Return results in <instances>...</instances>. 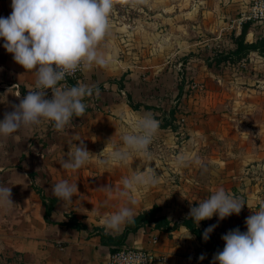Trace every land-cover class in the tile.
Returning <instances> with one entry per match:
<instances>
[{
  "label": "crops",
  "instance_id": "1",
  "mask_svg": "<svg viewBox=\"0 0 264 264\" xmlns=\"http://www.w3.org/2000/svg\"><path fill=\"white\" fill-rule=\"evenodd\" d=\"M231 2L114 0L109 30L97 46L107 65L82 70L70 85L84 84L93 89L92 95L83 99L87 105L84 115L74 117L63 131L42 120L38 126L0 136V186L11 188L14 203L7 208L0 206V264H107L110 251L100 243L98 229L114 236L124 225L118 232L108 231L101 224L103 218L121 207L132 208L136 215L152 205L160 207L161 199L169 202L177 195H191L193 187L219 188L235 179L231 172L239 171L240 162L255 155L245 153V160H241L240 147L249 136L246 125L264 123V98L256 97L253 85L244 82L247 73L241 72L243 69L233 67L230 77L224 75L223 79L218 69L189 54L204 41L195 40L201 36H212L217 43L224 40L221 12L223 5ZM11 12V0H0V17L7 18ZM253 36L248 33L246 41H252ZM3 43L0 38V121L35 89L36 81L35 71H25ZM205 56L210 58L209 53ZM245 58L248 67L264 60L255 52ZM179 61L183 64L178 67ZM192 76L206 81L203 92L189 91ZM127 95L139 104L137 110L128 105ZM46 98H52L51 90H47ZM181 111L183 115H177ZM144 116L155 118L159 124L169 118L173 127L159 126L150 145L153 161L131 153L125 163H98L96 156L106 157L124 147L122 135L132 131ZM179 122L184 125L178 127ZM241 125L245 128L242 132ZM176 129L185 135L180 147L175 142ZM81 142L96 156L75 172L65 170L61 162ZM178 156L184 157L183 164L177 163ZM148 167L162 172L157 173L159 182L137 186L128 197L121 196L123 179L135 171L147 172ZM64 180L77 184L71 203L52 194V186ZM35 189L55 199L50 222L43 218L44 208ZM69 215L86 228L60 226ZM186 232L181 226L171 232L145 227L129 234L125 246L162 254L166 264H212L214 255L201 248L194 237L183 238ZM152 237L155 243L150 242Z\"/></svg>",
  "mask_w": 264,
  "mask_h": 264
},
{
  "label": "clouds",
  "instance_id": "2",
  "mask_svg": "<svg viewBox=\"0 0 264 264\" xmlns=\"http://www.w3.org/2000/svg\"><path fill=\"white\" fill-rule=\"evenodd\" d=\"M113 6L114 0H11L10 16L0 17V38L4 41V49L12 54L17 64L25 71H35L36 81L35 89L28 91L13 111L5 113L0 121V136L9 137L21 128L38 126L42 120L50 121L56 131H63L74 117L84 115L87 105L83 99L92 95L93 89L84 84L63 90L57 86L78 70L107 65L97 46L109 30ZM47 90L52 92L51 99L46 98ZM158 129V120L144 116L132 131L122 135L123 148L101 157L89 152L81 142L69 152L61 167L75 172L94 156L101 165H115L127 162L131 153L147 157L151 162L150 145ZM177 163L183 164L184 157L178 156ZM148 169L147 172L133 171L130 178H124V190L120 195L128 197L129 191H134L137 186L157 184L159 176L153 168ZM77 191V184H69L67 180L52 186V194L66 203L72 202ZM11 195V188L0 186V206L13 205ZM244 205L241 199L220 188L198 206L191 207L188 218L198 227L201 221L214 215L219 220L239 215ZM134 220L132 208L121 207L118 212L103 218L101 224L108 231L118 232ZM245 224L246 232L236 228L222 236L225 246L214 254L212 264H264V207L246 218ZM216 226L205 229V241ZM183 238H193L190 229ZM204 258L203 255L199 257L200 260Z\"/></svg>",
  "mask_w": 264,
  "mask_h": 264
},
{
  "label": "rangeland",
  "instance_id": "3",
  "mask_svg": "<svg viewBox=\"0 0 264 264\" xmlns=\"http://www.w3.org/2000/svg\"><path fill=\"white\" fill-rule=\"evenodd\" d=\"M251 2V0H233V2L223 5V11L221 12L223 14V22L224 27H227L228 22L233 19L235 16H237L238 12L240 10L245 9L247 5ZM228 31H222L221 38L224 39L220 43H217V41H213L212 36H201L195 40L202 41L201 39H204V41L195 45L194 49L192 50V53H189L191 58L196 55V57L200 60H203L202 62L207 64L206 62V54L213 53V49L216 48L217 45L224 46L225 43L228 40L227 39ZM223 36V37H222ZM254 37V36H253ZM208 42V43H207ZM217 43V44H215ZM202 46V48H201ZM201 48V49H200ZM214 56V55H213ZM211 57V56H210ZM262 57V56H261ZM264 59V57H262ZM246 59V58H243ZM256 60V59H255ZM257 60H259L257 58ZM183 61L178 62V67L181 65ZM183 64V63H182ZM237 64V63H236ZM236 64L232 66L236 67ZM207 66V65H206ZM210 67V66H209ZM194 69L196 67H193ZM217 69V68H216ZM230 68H221L218 69V73H220L221 77L224 79L226 77H230L228 75ZM246 75L245 83L253 85V89L255 90L254 95L260 99L264 98V60H260L258 62H252L249 67L246 66L243 71ZM198 73L201 72V70H197ZM254 74V75H253ZM257 80V82H255ZM191 81H197L201 82L202 84H205V80L200 81L198 77L192 76L191 79H189V82ZM255 85L258 86V88H255ZM245 86V85H244ZM250 85H248L249 88H251ZM247 87V86H246ZM261 88V89H260ZM205 89V86H204ZM258 93H257V92ZM227 106V103H226ZM230 106V105H229ZM177 115H183V111L178 112ZM183 122H179L177 125L178 127H182ZM249 127L248 134L249 136L246 137V140H244V143H242L243 147H240V159H244V154H255L248 158V161L240 162V170L239 171H232L231 173L234 174L233 176L235 179L227 180L225 181L224 187H207V188H191L189 191L191 195L185 194V199L181 195H177L174 197V201H167V199H164L160 202V208L161 213L165 215L169 220L172 222L179 221L183 216L187 215L190 212V208L194 206H198L199 202H202L203 200L209 198L216 190L223 188L227 193L233 194L239 199L242 200V202L245 204L242 207L241 212L239 215L233 214L224 220H219L216 215H214L211 219L204 220L199 226L205 230L211 225H217L213 232L211 233L221 248L223 249L225 246V242L222 240V236L228 233L230 230L239 228L241 232H246L247 227L245 224L246 218H248L250 215L255 213L259 210L260 207H264V154H258L260 152H264V135H261L264 133V123H261L260 121H256L254 123H249L246 125ZM245 128L241 125V132ZM176 139L175 142L178 147L181 146L182 142L185 139V135L183 134L182 129H176ZM246 132V130H245ZM260 132V134L258 133ZM230 144V142H228ZM230 145L229 148L230 149ZM261 148V149H259ZM249 155V156H250ZM154 169V168H153ZM156 174H160L162 172H157L155 170Z\"/></svg>",
  "mask_w": 264,
  "mask_h": 264
},
{
  "label": "trees",
  "instance_id": "4",
  "mask_svg": "<svg viewBox=\"0 0 264 264\" xmlns=\"http://www.w3.org/2000/svg\"><path fill=\"white\" fill-rule=\"evenodd\" d=\"M248 33H252L254 35L252 41L250 42L246 41V36ZM227 39L230 41V48L227 49L223 48L224 46H221L223 48L221 53L215 54L210 58H206V65L208 67L210 66L215 69L226 67L231 69L234 64L247 57V55L251 52H255L259 56L264 57V28L258 26L251 27L248 23H246L242 26L240 32L237 35L230 34L227 36ZM70 85H72V83H70ZM133 101L134 100H132L131 97L127 95L128 105L131 107V109L137 110L139 104L134 103ZM172 115L173 111H170L168 117L171 118ZM169 118L164 119L162 123L159 124V126L162 128L167 126L173 128L169 122ZM35 191L39 194L44 208L43 218L45 222H50L49 218L55 204V199L44 197L38 189H35ZM188 214L179 219L178 222H172L164 215H161V209L159 206L152 205L151 208L137 213L135 215L134 222L125 224L123 226L122 232L118 235L113 236L103 232L102 229H98L100 243L107 247L110 253H112L124 247L127 236L137 232L141 228L152 227L153 229L163 232H171L177 227L181 226L186 230L190 229L195 241L206 252L214 255L217 252L222 251L223 249L212 234H210V237L207 241L203 239V233L205 230H203L200 226H195L191 219L188 218ZM202 222L204 221H201L199 225ZM59 225L74 230H84L86 228L85 225L78 223L72 215L67 216V220L60 223Z\"/></svg>",
  "mask_w": 264,
  "mask_h": 264
},
{
  "label": "built area",
  "instance_id": "5",
  "mask_svg": "<svg viewBox=\"0 0 264 264\" xmlns=\"http://www.w3.org/2000/svg\"><path fill=\"white\" fill-rule=\"evenodd\" d=\"M246 23L251 27L258 26L264 28V0H251L245 9L240 10L237 16L228 22L225 28L228 31L227 36L230 34L237 35ZM225 48H230L229 40L226 41ZM222 50L223 48L217 45L213 49V53H210V56L219 54ZM236 67L244 69L246 67L245 59L239 60ZM81 72V70H78L73 76L66 77L57 86L58 89L70 88V83L76 82ZM188 89L191 92L201 93L204 91V85L201 82L191 81L188 83ZM150 242L155 243L156 238L152 237ZM107 264H166V257L162 254L154 253L152 250L124 246L109 254Z\"/></svg>",
  "mask_w": 264,
  "mask_h": 264
}]
</instances>
